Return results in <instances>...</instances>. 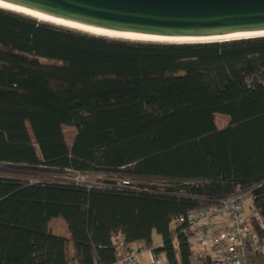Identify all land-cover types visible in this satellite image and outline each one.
Segmentation results:
<instances>
[{"label": "trees", "instance_id": "trees-1", "mask_svg": "<svg viewBox=\"0 0 264 264\" xmlns=\"http://www.w3.org/2000/svg\"><path fill=\"white\" fill-rule=\"evenodd\" d=\"M2 8L0 163L140 182L0 176V264H112L119 236L191 264L173 219L238 190L250 191L264 223V36L129 41ZM216 114L228 124L217 128ZM64 126L75 129L70 145ZM53 218L66 236L49 229ZM246 256L264 264L258 252Z\"/></svg>", "mask_w": 264, "mask_h": 264}, {"label": "water", "instance_id": "water-1", "mask_svg": "<svg viewBox=\"0 0 264 264\" xmlns=\"http://www.w3.org/2000/svg\"><path fill=\"white\" fill-rule=\"evenodd\" d=\"M0 2L92 28L143 36L211 38L264 32V0H0ZM97 36L140 42L189 43ZM252 37L259 36L203 42ZM15 166L26 169H54L45 166Z\"/></svg>", "mask_w": 264, "mask_h": 264}, {"label": "built area", "instance_id": "built-area-1", "mask_svg": "<svg viewBox=\"0 0 264 264\" xmlns=\"http://www.w3.org/2000/svg\"><path fill=\"white\" fill-rule=\"evenodd\" d=\"M69 178L65 183L103 188L112 185L129 186V178L115 179L113 184L90 181L85 173L66 169ZM161 183V182H160ZM156 182V191H164L165 183ZM192 247L191 264H198L208 257L210 264H248L247 251L258 252L264 257V223L259 211L252 205L250 191L230 194L215 206L197 208L173 219ZM117 259L112 264H140L138 253L125 244L119 236L115 242ZM147 264H171L164 253L147 249Z\"/></svg>", "mask_w": 264, "mask_h": 264}, {"label": "rangeland", "instance_id": "rangeland-1", "mask_svg": "<svg viewBox=\"0 0 264 264\" xmlns=\"http://www.w3.org/2000/svg\"><path fill=\"white\" fill-rule=\"evenodd\" d=\"M226 115H215V123L219 127H224L226 124H228ZM63 132L65 135V139L68 145H70L72 138L75 134V129L73 127L64 126ZM0 176H13L29 181H53V182H63L64 180H67L69 178V173L65 170H59V169H38V168H19L15 165H9L6 163H0ZM86 177L90 181H109V180H115V179H122L125 177H122V175H111L109 173H93V174H86ZM134 182H140L139 180H132ZM160 183V181H159ZM160 184H164L161 182ZM52 228L61 234L67 232L65 231L66 228L63 226L62 222L63 220L61 218H57L53 220ZM62 221V222H61ZM64 223V222H63ZM63 232V233H62ZM160 236L156 233L153 234V244H157L160 242ZM136 249V247H135ZM148 260L147 253L140 256V262L144 263Z\"/></svg>", "mask_w": 264, "mask_h": 264}, {"label": "bare ground", "instance_id": "bare-ground-1", "mask_svg": "<svg viewBox=\"0 0 264 264\" xmlns=\"http://www.w3.org/2000/svg\"><path fill=\"white\" fill-rule=\"evenodd\" d=\"M0 7L24 13L30 16H33L39 20L50 22L53 24L66 26L70 28H75L81 31L97 34V35H105V36H111V37H119V38H126V39H135V40H149V41H170V42H203V41H209V40H218V39H232V38H242V37H248V36H261L264 35V32H256V33H247V34H231L227 36H221V37H211V38H163V37H157V36H143V35H136V34H128V33H121V32H114V31H107L97 28H92L72 22H68L65 20H60L48 16H44L42 14L34 13L29 10H25L16 6H12L3 2H0Z\"/></svg>", "mask_w": 264, "mask_h": 264}, {"label": "crops", "instance_id": "crops-1", "mask_svg": "<svg viewBox=\"0 0 264 264\" xmlns=\"http://www.w3.org/2000/svg\"><path fill=\"white\" fill-rule=\"evenodd\" d=\"M227 120L229 121L228 118H227ZM216 126H217V125H216ZM222 127H223V126H222ZM222 127L217 126V128H222ZM54 219L57 220V218H53V219L49 222V229H50L53 233H55V234L62 235V236H66V235H67V232H65V233L62 232L63 234H61L60 232H58V231H56V230H54V229L52 228V223L54 222V221H53ZM61 222H62V221H61ZM63 222H64V221H63ZM63 222H62V224H63V226L66 228V225H65V223H63ZM65 231H67V229H66ZM159 243H160V242H159ZM159 243H157V244H159ZM157 244H153V245L156 246ZM129 247L138 253V260H139V262H140V256L143 255V254H145V253H147V249L144 248L143 243L140 242V241H138V242H134V243L130 244ZM135 247H136V249H135ZM147 262H148V260L145 261L144 263H141V262H140V264H147Z\"/></svg>", "mask_w": 264, "mask_h": 264}]
</instances>
